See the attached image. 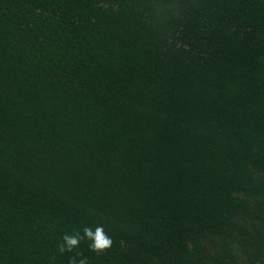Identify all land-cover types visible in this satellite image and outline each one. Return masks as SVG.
<instances>
[{
	"label": "trees",
	"instance_id": "16d2710c",
	"mask_svg": "<svg viewBox=\"0 0 264 264\" xmlns=\"http://www.w3.org/2000/svg\"><path fill=\"white\" fill-rule=\"evenodd\" d=\"M72 256L264 264V0H0V264Z\"/></svg>",
	"mask_w": 264,
	"mask_h": 264
},
{
	"label": "clouds",
	"instance_id": "9594fccd",
	"mask_svg": "<svg viewBox=\"0 0 264 264\" xmlns=\"http://www.w3.org/2000/svg\"><path fill=\"white\" fill-rule=\"evenodd\" d=\"M83 235L79 232L75 234L65 233L62 237V242L58 244L60 253L72 252L77 248L82 240L87 239L90 241L89 248L94 252H103L112 246L111 237L105 232L102 225H98L93 229L92 227L85 226L83 228ZM82 254L77 253V256ZM69 264H89L87 258L77 260L76 256L69 257Z\"/></svg>",
	"mask_w": 264,
	"mask_h": 264
}]
</instances>
